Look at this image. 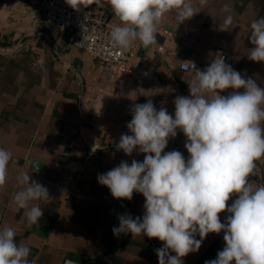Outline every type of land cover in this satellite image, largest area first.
Instances as JSON below:
<instances>
[{
  "label": "crops",
  "instance_id": "obj_1",
  "mask_svg": "<svg viewBox=\"0 0 264 264\" xmlns=\"http://www.w3.org/2000/svg\"><path fill=\"white\" fill-rule=\"evenodd\" d=\"M228 3L233 24L223 30ZM263 0H209L208 6L175 28L169 15L156 34L157 44L134 46L129 63L109 66L80 49L65 45L66 34L49 23L34 20L29 0H0V147L12 153L5 185L0 188V227L16 232V241L30 249L35 264H159L157 249L163 242L146 235L119 236L107 225L117 214L143 218L145 198L115 199L98 182V176L144 154L131 156L117 148L120 137L129 134L135 104L152 100L155 108L175 114L177 96H189L193 72L179 69L190 60L209 63L215 52H226L225 62L264 88V62H254L247 51L250 24L260 18ZM93 14H106L119 23L111 5H90ZM133 68L149 74L146 81L134 77ZM233 89L221 92L229 95ZM243 92V89L236 90ZM186 137L177 130L165 152L177 150L185 158ZM30 160L43 168L36 170ZM258 175L250 181L264 182V163L257 162ZM28 172L30 182L46 187L50 199L40 201L43 216L28 227L24 210L13 203L22 187L18 176ZM233 196L228 205L236 199ZM227 212L220 214L225 222ZM224 233H209L197 252L183 257V264H205L225 247ZM196 239H200L197 235ZM160 241V242H159ZM175 255V253H170Z\"/></svg>",
  "mask_w": 264,
  "mask_h": 264
},
{
  "label": "clouds",
  "instance_id": "obj_2",
  "mask_svg": "<svg viewBox=\"0 0 264 264\" xmlns=\"http://www.w3.org/2000/svg\"><path fill=\"white\" fill-rule=\"evenodd\" d=\"M74 10L80 5H111L119 23L109 39L127 51L137 44L157 45L156 34L169 15L175 28L208 6L209 0H66ZM223 30L233 24L231 7L225 3ZM247 51L254 62H264V17L250 24ZM189 96L174 100V118L166 108L157 110L148 100L135 104L127 124L131 135L123 134L117 148L131 156L144 154L98 176L113 198L132 200L134 193L145 198L144 215L118 217L114 235H146L163 242L157 249L159 264H183V257L197 252L209 233H224L225 247L217 258L205 264H264V183L250 181L258 175L257 162L264 163V88L252 78L245 79L225 62L222 54L204 70H197L189 83ZM233 89L229 95L221 92ZM243 89V92L236 90ZM186 137L188 157L177 150L165 152L177 130ZM12 153L0 147V188L6 183ZM38 171V167H36ZM22 187L13 203L24 210L28 227L43 216L40 201L50 199L46 187L30 182L28 172L18 176ZM237 198L228 205L233 197ZM227 212L225 222L220 214ZM200 239H196V236ZM12 227H0V264H35L31 249L15 239ZM170 253H175L171 255ZM71 264V262H68Z\"/></svg>",
  "mask_w": 264,
  "mask_h": 264
},
{
  "label": "built area",
  "instance_id": "obj_3",
  "mask_svg": "<svg viewBox=\"0 0 264 264\" xmlns=\"http://www.w3.org/2000/svg\"><path fill=\"white\" fill-rule=\"evenodd\" d=\"M29 1L32 4L34 20L47 22L53 28L65 33L67 48L83 50L109 66H124L129 63L134 46L123 51L113 45L109 39L113 25L109 22L106 14L97 16L91 11L90 5L84 6L83 4L80 5L79 11L74 10L66 3V0ZM82 2L87 3V0H82ZM155 49L161 52L162 45L157 44ZM217 53L226 58V52L218 50L207 64L183 60L178 63V67L183 71L196 73L197 70H204L210 66ZM233 69L239 72V70Z\"/></svg>",
  "mask_w": 264,
  "mask_h": 264
},
{
  "label": "water",
  "instance_id": "obj_4",
  "mask_svg": "<svg viewBox=\"0 0 264 264\" xmlns=\"http://www.w3.org/2000/svg\"><path fill=\"white\" fill-rule=\"evenodd\" d=\"M133 73H134V77L136 79H138L139 81H146L147 78H149V74L145 71V70H142L141 68H133ZM30 162L38 167L39 169H42L43 168V164L40 162V161H37V160H30ZM68 262H71V264H80V263H77L75 261H72V260H66L64 262V264H68Z\"/></svg>",
  "mask_w": 264,
  "mask_h": 264
},
{
  "label": "trees",
  "instance_id": "obj_5",
  "mask_svg": "<svg viewBox=\"0 0 264 264\" xmlns=\"http://www.w3.org/2000/svg\"><path fill=\"white\" fill-rule=\"evenodd\" d=\"M260 16L264 17V3H263V7L261 9V12H260ZM262 183H264V182H262ZM119 216L120 215L117 214L115 217H111V219H110V221H109V223L107 225L109 236H111V233H112L111 231H113V228L119 226V219H118Z\"/></svg>",
  "mask_w": 264,
  "mask_h": 264
}]
</instances>
